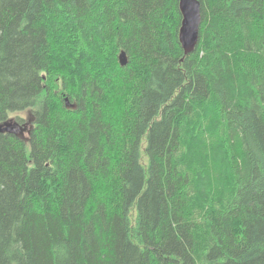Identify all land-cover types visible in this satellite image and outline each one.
Returning <instances> with one entry per match:
<instances>
[{
  "label": "trees",
  "instance_id": "1",
  "mask_svg": "<svg viewBox=\"0 0 264 264\" xmlns=\"http://www.w3.org/2000/svg\"><path fill=\"white\" fill-rule=\"evenodd\" d=\"M200 2L0 0V264H264V0Z\"/></svg>",
  "mask_w": 264,
  "mask_h": 264
},
{
  "label": "water",
  "instance_id": "2",
  "mask_svg": "<svg viewBox=\"0 0 264 264\" xmlns=\"http://www.w3.org/2000/svg\"><path fill=\"white\" fill-rule=\"evenodd\" d=\"M180 10L183 16L179 39L186 55L192 54L200 43V31L203 22L202 5L200 0H180ZM120 64L126 67L128 58L125 53L120 55ZM26 130L19 123L7 121L0 124V133L23 137Z\"/></svg>",
  "mask_w": 264,
  "mask_h": 264
},
{
  "label": "rangeland",
  "instance_id": "3",
  "mask_svg": "<svg viewBox=\"0 0 264 264\" xmlns=\"http://www.w3.org/2000/svg\"><path fill=\"white\" fill-rule=\"evenodd\" d=\"M21 116L25 119V121L21 125L25 128V130L27 129V131L23 135V138L28 140L30 129H31V125H32L31 115L27 114V113H24V114H21ZM10 121H12L13 123H18L17 122L18 120H16V117H13L12 119H10Z\"/></svg>",
  "mask_w": 264,
  "mask_h": 264
},
{
  "label": "flooded vegetation",
  "instance_id": "4",
  "mask_svg": "<svg viewBox=\"0 0 264 264\" xmlns=\"http://www.w3.org/2000/svg\"><path fill=\"white\" fill-rule=\"evenodd\" d=\"M31 128H32V126H31ZM26 131H27V129H26ZM30 132H31V129H30ZM29 135H30V133H29Z\"/></svg>",
  "mask_w": 264,
  "mask_h": 264
}]
</instances>
